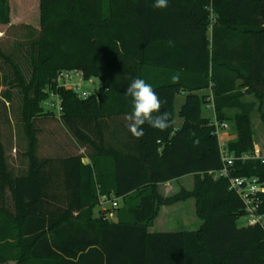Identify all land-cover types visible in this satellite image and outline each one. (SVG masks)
<instances>
[{
  "label": "trees",
  "instance_id": "obj_1",
  "mask_svg": "<svg viewBox=\"0 0 264 264\" xmlns=\"http://www.w3.org/2000/svg\"><path fill=\"white\" fill-rule=\"evenodd\" d=\"M20 3L34 10V22L37 14L35 24H11ZM153 3L0 0V27L29 31L17 57L0 54V104L12 105L16 92L24 143L13 167L0 133V264H264V229L238 226L241 201L227 179L209 174L222 163L215 129L202 116V106H211L216 122L235 134L225 144L236 158L231 176L264 182V163L249 158L255 105L242 100L253 95L264 102V0H212L216 23L210 30L208 0H168L164 9ZM62 70H78L84 81L97 77L100 87L85 100L58 89L62 111L55 118L42 104ZM152 71L163 80L152 83ZM136 78L166 101L161 112L171 121L174 99L184 95L179 129L145 123L144 136H132L126 88ZM208 89L210 95L199 93ZM258 112L264 121L261 105ZM53 119L63 130V151L38 156V141ZM187 175L193 176L191 191L168 198L158 193L159 184ZM102 196L118 199L117 209L109 210L116 222L104 212L92 217ZM188 198L202 221L198 230L148 232L160 206ZM259 213L264 215V194Z\"/></svg>",
  "mask_w": 264,
  "mask_h": 264
},
{
  "label": "rangeland",
  "instance_id": "obj_2",
  "mask_svg": "<svg viewBox=\"0 0 264 264\" xmlns=\"http://www.w3.org/2000/svg\"><path fill=\"white\" fill-rule=\"evenodd\" d=\"M11 3L14 4V0H11ZM33 6V3L28 4V9L30 10V7ZM24 10V14H28L27 18H25L24 23H32L35 24L37 22V14H36V21L34 22L35 14L34 10H32V13L27 12L26 9ZM31 11V10H30ZM16 9L13 10V15L15 14ZM29 40V31H27L24 28L20 27H11L10 29H7V27H0V54H4L6 56H15L17 51L21 48L22 51L23 45L27 43ZM17 57V55H16ZM3 60L0 55V66L2 65ZM22 70L24 72V75L28 76V66L24 64L23 61H21ZM1 72H0V93L5 89V86L2 85V78H1ZM100 87V81L97 77H91L88 81L82 82V90L89 93L90 95H96L98 92V89ZM14 100L12 105L5 104L4 106L0 104V113H4L3 116L0 114V133L1 138L7 146L8 149H10L9 159L12 161L13 167H17L20 160H22L20 153L24 149V143H22V136H21V130H20V124L19 122V98L16 95V92H14ZM184 96L182 94L176 95L174 99V120H173V126L174 129H178L182 125V119L178 116V111L183 104ZM5 108V109H4ZM8 111V112H7ZM44 111H46L44 109ZM53 117L58 118V115L56 113H52ZM202 116L205 118H208L212 123L214 122V115L211 110H208L205 106H202ZM252 123L254 124L256 137L254 140V146H258L257 150L259 153H262L261 151H264V125L261 123L260 120V113L258 111H255L252 116ZM55 119L51 120L49 124H46L44 129L45 132L43 133V136L38 141V146L40 144L41 148H38V156H40V153L42 155H48V156H59V151H63L62 148L65 145V138H63V130L59 126V123L57 121H54ZM226 132L224 131H218L216 133L217 138L222 141L224 139V134ZM256 144V145H255ZM68 145V144H67ZM70 145V143H69ZM71 146V145H70ZM13 149L16 151L14 152ZM40 151V152H39ZM17 155V156H16ZM15 169V168H14ZM187 181L191 182V178H187V180H184V183H187ZM111 209L110 203H99L97 204L92 211V217L93 218H99L101 216V213L103 212H109ZM245 218H240L237 222L238 226L245 225Z\"/></svg>",
  "mask_w": 264,
  "mask_h": 264
},
{
  "label": "built area",
  "instance_id": "obj_3",
  "mask_svg": "<svg viewBox=\"0 0 264 264\" xmlns=\"http://www.w3.org/2000/svg\"><path fill=\"white\" fill-rule=\"evenodd\" d=\"M208 18H209V30L216 23V18L213 13L212 0H208ZM84 81L83 75L78 70H62L58 72L56 79L54 80V89L47 91V99L43 102L42 106L47 112L56 113L58 117L62 111V101L57 93L58 89H64L72 92L74 96L79 100H85L90 97V94L82 90V82ZM208 110L211 106L206 107ZM215 129V134L218 131H229V126L226 123H211ZM220 160L222 167L220 170L215 171L212 174L213 178H225L228 181V190L232 191L238 199L241 201L244 210V217L246 222L245 226H258L264 229V215L259 213V197L264 194V182L259 181L258 178L252 177H234L231 176L233 171V164L236 158L229 154L225 148V144H219ZM248 157H241V160H245ZM250 159L260 160L264 163V156L259 153L258 150H254ZM110 203L111 209L116 210L118 207V199L111 197H99V203ZM114 212H104V218H109Z\"/></svg>",
  "mask_w": 264,
  "mask_h": 264
},
{
  "label": "crops",
  "instance_id": "obj_4",
  "mask_svg": "<svg viewBox=\"0 0 264 264\" xmlns=\"http://www.w3.org/2000/svg\"><path fill=\"white\" fill-rule=\"evenodd\" d=\"M23 3V2H22ZM20 3L18 7H16V16L13 15V11L11 12V24L16 25L19 22H25V14L23 13L25 8H23V4ZM152 77V83H158L154 82L159 81L161 82L163 79V75L161 73H155L152 71L151 73ZM160 77V78H159ZM242 92L245 91V88L241 90ZM200 94H208L210 95V90H202L199 92ZM183 95V94H182ZM184 96V95H183ZM243 102L245 103H253L255 105V108L252 112V114L255 111H258V108L260 105L262 106V112L264 114V102L260 104V101L257 100L253 95H244L242 98ZM251 114V116H252ZM261 120V118H260ZM261 123L264 125V121L261 120ZM251 125L253 130V139L255 140L256 132L254 128V124L252 123L251 119ZM180 128V127H179ZM178 128V129H179ZM235 138L234 132L230 129L228 132L224 134V139L220 141L218 139V143L226 144L228 141L233 140ZM256 145V144H255ZM258 147V146H257ZM257 147L254 146V150H257ZM261 155L264 156V151H261ZM78 154H83L84 149L79 148L77 150ZM82 163L87 165L89 164V160L87 157H84L82 159ZM187 178H191V182L187 181V183H184V180H187ZM193 187V176L187 175L184 177H181L176 180H172L170 182L159 184L157 186L158 193L163 198L172 197L176 194H178L181 190L185 191H191ZM112 222H116L117 214L114 212L111 214V216L108 218ZM202 224V221H200L195 212V201L191 198H188L184 201H179L170 205L160 206L157 212V215L155 219L153 220L152 224L148 227V232L151 233H159V232H190V231H196L200 228ZM17 254V251L14 250V252L11 254L15 255ZM14 257V256H13ZM4 264H17L16 260H8Z\"/></svg>",
  "mask_w": 264,
  "mask_h": 264
},
{
  "label": "clouds",
  "instance_id": "obj_5",
  "mask_svg": "<svg viewBox=\"0 0 264 264\" xmlns=\"http://www.w3.org/2000/svg\"><path fill=\"white\" fill-rule=\"evenodd\" d=\"M152 7L155 9L167 8L168 0H154ZM172 79L173 82H178L179 77L173 76ZM126 94L132 98L133 104V111L125 117L128 121L127 127L133 137L139 139L144 136L142 126L145 123L160 131L167 130L174 123L167 111L161 112L166 101H162L152 85L146 83L144 79H134L126 88ZM194 144H198V140L194 141Z\"/></svg>",
  "mask_w": 264,
  "mask_h": 264
}]
</instances>
